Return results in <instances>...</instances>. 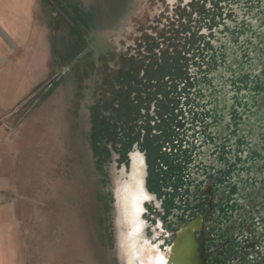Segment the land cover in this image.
<instances>
[{"label":"flooded vegetation","instance_id":"1","mask_svg":"<svg viewBox=\"0 0 264 264\" xmlns=\"http://www.w3.org/2000/svg\"><path fill=\"white\" fill-rule=\"evenodd\" d=\"M120 1L110 8L112 29H98L108 33L104 49L91 39L37 91L56 84L51 97L86 49L94 66L114 64L124 77L112 82L109 127L105 93L96 96L89 144L101 171L114 163L126 195L144 202L136 255L142 244L166 259L190 240L183 254H199L202 264H264V0H182L175 9L186 21L177 15L172 33L142 31L119 55L118 36L140 13L139 0H127L119 14Z\"/></svg>","mask_w":264,"mask_h":264},{"label":"rangeland","instance_id":"2","mask_svg":"<svg viewBox=\"0 0 264 264\" xmlns=\"http://www.w3.org/2000/svg\"><path fill=\"white\" fill-rule=\"evenodd\" d=\"M47 1L53 8L55 25L54 50L57 64L52 75L54 82L56 74L63 76L62 72H66L63 68L80 53L84 44H92L91 39L98 49H104L108 33L103 36L98 29H112L114 17L109 14L114 0ZM126 1L119 2L122 3L120 8L124 10L119 11V14L126 13ZM181 2L139 0L140 13L133 18V31L131 21L118 36V54H125L127 45L137 41L144 30L157 35L167 33L168 30L172 33L179 19L183 22L187 20L186 13L175 9L177 3ZM118 18L121 17L118 15ZM78 30H88L85 36L91 34V38H86L84 43ZM111 37L114 38L112 33ZM87 50L91 52L68 66L67 77L58 91L51 95V99L42 100L48 87L37 91V86L32 87V79L22 81L21 95L28 98L23 115L40 105L20 130L22 146L30 147L27 159L23 156V167L27 164V171L31 175L27 176V172L26 176L23 175V190L27 185V190H31L30 193L35 196L36 204L28 242L32 250V264H131L124 249L126 223L119 224L120 219L113 202L115 190L126 179L114 163L106 167L105 173L102 172L89 144L90 108L98 94L105 93L108 106L105 109L107 114L101 120L103 127H109L116 118L114 111L111 115L110 108L114 104L111 96L112 82L116 78L115 65H100L96 62L94 66L88 58L94 55V51L86 49L84 54ZM94 59L98 60L99 56ZM101 73L102 77H108L107 80L104 81L103 77L100 81ZM117 78L116 82L121 84V78L124 77L120 75ZM117 114L121 123L118 127L126 126L125 115ZM105 132L110 137L109 131ZM118 197L123 198L124 202V186L119 187ZM190 242L173 247L167 253L166 264H175L173 260L180 257L183 248L185 245L189 247ZM154 256L159 255L151 253L153 259Z\"/></svg>","mask_w":264,"mask_h":264},{"label":"crops","instance_id":"3","mask_svg":"<svg viewBox=\"0 0 264 264\" xmlns=\"http://www.w3.org/2000/svg\"><path fill=\"white\" fill-rule=\"evenodd\" d=\"M52 16L47 0H0V264L33 260L28 242L36 204L27 185L23 190V175H31L23 167L30 147L22 146L20 130L40 105L23 115L28 98L21 89L23 80L39 88L53 75Z\"/></svg>","mask_w":264,"mask_h":264},{"label":"bare ground","instance_id":"4","mask_svg":"<svg viewBox=\"0 0 264 264\" xmlns=\"http://www.w3.org/2000/svg\"><path fill=\"white\" fill-rule=\"evenodd\" d=\"M141 196H138V194L135 193L133 194V197L130 199V197H128V195L125 194V198H124V210H125V215L127 218V221L129 222V233H128V237H127V246H128V259L130 261L131 264H137V260L136 258H139V264H166L167 260L164 257L161 256H154L155 259H153V257H151V253H147L145 252L146 248L142 246L141 248V252L139 254L136 255V252L134 251V246H132V239L133 237H137V230L135 229V227H138V221L140 219V210H141V204H142V199L140 198ZM130 242V243H129ZM129 243V244H128ZM147 254V257L151 258V261L148 263V260H143V258L145 257V255Z\"/></svg>","mask_w":264,"mask_h":264},{"label":"water","instance_id":"5","mask_svg":"<svg viewBox=\"0 0 264 264\" xmlns=\"http://www.w3.org/2000/svg\"><path fill=\"white\" fill-rule=\"evenodd\" d=\"M129 181H130V179H129ZM127 182L128 181H124L119 187L123 186ZM119 187L115 191V199H116L115 207L117 209V214H118V217L120 219V223L119 224L126 223V228L127 229H125V233H124L126 235V239H125V242H124V249L127 252V250H128L127 237H128V233H129V228L130 227H129V222L127 221L126 215L124 213L125 210H124V205H123V198H119L118 197V195H119V191H118ZM125 194H126V192H125ZM143 203H142V206H143ZM141 231H142L141 233L144 234L143 233V229ZM197 253H199V250H197ZM192 254L194 256L193 255L191 256L190 252L189 253L187 252V254H183V251H182V253L180 254V257L178 259H176V260L174 259L173 263H175V264H202L199 254L195 255V252L192 253ZM127 255H128V252H127Z\"/></svg>","mask_w":264,"mask_h":264},{"label":"trees","instance_id":"6","mask_svg":"<svg viewBox=\"0 0 264 264\" xmlns=\"http://www.w3.org/2000/svg\"><path fill=\"white\" fill-rule=\"evenodd\" d=\"M55 86H56V84H55L54 86H52V87L50 88V90H48L47 93L44 94V95L42 96V100H44V98H46L48 95H50L51 91L54 89ZM35 93H36V92H35Z\"/></svg>","mask_w":264,"mask_h":264}]
</instances>
